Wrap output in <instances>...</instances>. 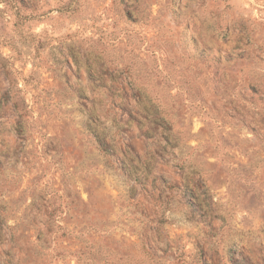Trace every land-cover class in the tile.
Listing matches in <instances>:
<instances>
[{
    "label": "rangeland",
    "instance_id": "obj_1",
    "mask_svg": "<svg viewBox=\"0 0 264 264\" xmlns=\"http://www.w3.org/2000/svg\"><path fill=\"white\" fill-rule=\"evenodd\" d=\"M2 1L8 261L264 264V0Z\"/></svg>",
    "mask_w": 264,
    "mask_h": 264
},
{
    "label": "crops",
    "instance_id": "obj_2",
    "mask_svg": "<svg viewBox=\"0 0 264 264\" xmlns=\"http://www.w3.org/2000/svg\"><path fill=\"white\" fill-rule=\"evenodd\" d=\"M2 4H3V1L0 0V5H2ZM4 4H5V2H4ZM67 29L68 28H63V27H61L59 25H57V26H51V30L52 31H55L56 33H60L61 31H65ZM59 41L62 44H64V43L66 44L67 42H70V43L72 42L73 43V41H74V35H71V36L64 35V36H62V38H59ZM1 105H2V107L4 109L5 103L0 100V109H1ZM3 109L1 110V112L3 111ZM7 137H8V139L6 141L8 143H10V144H14V141H15L14 133H12V132L9 133L7 135ZM129 140H130V143L134 146L136 152L141 153V152L144 151V142L145 141L142 139V136L141 135H136V133L134 132V135L132 134L129 137ZM6 146H7L6 145V142H3V143L0 142V151H1L2 148H5ZM163 166H164L163 169H166V168L169 169L168 166H166V165H163ZM9 253L12 254V255H10L11 256V259H10L9 264H12L13 261H15L14 248H12V250ZM223 263H224L223 259L218 255V261L215 262V263H213V264H223ZM208 264H210V263H208Z\"/></svg>",
    "mask_w": 264,
    "mask_h": 264
},
{
    "label": "built area",
    "instance_id": "obj_3",
    "mask_svg": "<svg viewBox=\"0 0 264 264\" xmlns=\"http://www.w3.org/2000/svg\"><path fill=\"white\" fill-rule=\"evenodd\" d=\"M127 139H128V135L125 133V135L123 136V141L126 142ZM0 264H9L8 258H6L5 250L2 251L1 246H0Z\"/></svg>",
    "mask_w": 264,
    "mask_h": 264
}]
</instances>
